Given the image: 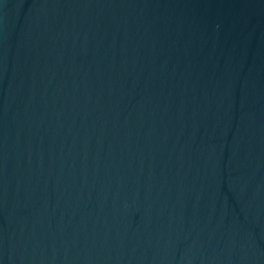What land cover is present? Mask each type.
I'll return each instance as SVG.
<instances>
[{"label": "water", "instance_id": "95a60500", "mask_svg": "<svg viewBox=\"0 0 264 264\" xmlns=\"http://www.w3.org/2000/svg\"><path fill=\"white\" fill-rule=\"evenodd\" d=\"M0 264H264V0H0Z\"/></svg>", "mask_w": 264, "mask_h": 264}]
</instances>
